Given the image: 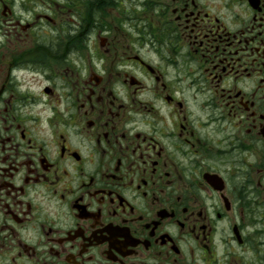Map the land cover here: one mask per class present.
Listing matches in <instances>:
<instances>
[{
    "label": "flooded vegetation",
    "instance_id": "af4514ba",
    "mask_svg": "<svg viewBox=\"0 0 264 264\" xmlns=\"http://www.w3.org/2000/svg\"><path fill=\"white\" fill-rule=\"evenodd\" d=\"M0 264H264V0H0Z\"/></svg>",
    "mask_w": 264,
    "mask_h": 264
}]
</instances>
